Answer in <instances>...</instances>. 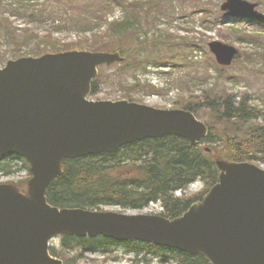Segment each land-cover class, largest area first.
Returning a JSON list of instances; mask_svg holds the SVG:
<instances>
[{"label": "water", "instance_id": "obj_1", "mask_svg": "<svg viewBox=\"0 0 264 264\" xmlns=\"http://www.w3.org/2000/svg\"><path fill=\"white\" fill-rule=\"evenodd\" d=\"M257 6L226 0L222 10L264 19ZM209 47L224 66L238 53L220 41ZM118 60L119 54L73 50L0 68V156H24L33 174L29 196L0 185V264H63L49 250L63 235L140 240L200 254L211 264H264V169L253 163L222 165L219 182L174 220L47 202V187L67 159L166 135L193 144L206 138V124L189 110L88 100L98 67Z\"/></svg>", "mask_w": 264, "mask_h": 264}, {"label": "rangeland", "instance_id": "obj_2", "mask_svg": "<svg viewBox=\"0 0 264 264\" xmlns=\"http://www.w3.org/2000/svg\"><path fill=\"white\" fill-rule=\"evenodd\" d=\"M225 1L0 0V67L19 53L28 55L37 50L47 36L62 43L88 42L89 45L97 39L100 44L97 48L112 53H119L118 47L123 43L129 49L139 48L134 40L117 42L118 38L106 35L108 22L128 18L135 24L134 33L150 41L148 48H139L134 57L119 53L122 58L117 63L100 67L99 91L93 100H127L170 109L185 102L202 103L206 94L233 93L250 96L252 104L264 110V23L244 19L228 22L230 19L221 10ZM246 1L257 3L258 10L264 14V0ZM214 40L235 46L239 61L221 69L209 49V43ZM124 51L128 53V49ZM201 112L203 122L212 121L207 110ZM24 174L19 172L7 178L0 175V183L20 182ZM201 188V182H197L184 194L189 196ZM104 209L157 214L161 207L155 204L141 211ZM51 244L62 251L58 238ZM63 253L70 260L77 255L75 251ZM145 253L141 252L140 256ZM70 264L136 263L133 253L117 246L86 253L84 258ZM150 264L175 263L153 260Z\"/></svg>", "mask_w": 264, "mask_h": 264}, {"label": "trees", "instance_id": "obj_3", "mask_svg": "<svg viewBox=\"0 0 264 264\" xmlns=\"http://www.w3.org/2000/svg\"><path fill=\"white\" fill-rule=\"evenodd\" d=\"M135 30L134 22L124 18L110 22L106 35L112 39L118 38L117 42L134 40L136 47L148 48L150 41L140 39L134 33ZM92 43L95 44L62 43L47 36L41 43L43 48L40 44L31 54L41 56L48 52L73 49L103 50L97 48L100 45L97 39ZM124 45L118 47L123 56H136L139 48L129 49ZM126 49L128 53L124 51ZM22 55L19 53L18 57ZM98 91L99 79H95L92 96ZM251 101L247 95L211 93L205 95L202 103L181 104L180 108L192 111L199 118L203 114L201 110H207L212 119L207 121L208 136L200 144L194 145L184 138L169 135L126 145L112 153L65 160L62 173L47 188V201L60 208L93 210H103L104 207L143 210L151 203L160 202L164 208L160 215L168 219L177 218L194 202L201 200L219 181L222 164L245 161L258 165L264 163V119L260 120L264 112ZM15 158L10 155L4 160L0 159V170L6 174L11 173ZM23 162L29 170V163L24 159ZM28 176H31L30 171ZM199 180L203 183L200 191L189 196L184 193L176 195L177 191L185 192ZM28 181L29 178L21 185L16 184V187L25 190ZM118 244L102 236L91 238L65 235L60 238L62 252L54 247L51 252L63 258L65 264H70L84 258L87 252L104 251ZM125 245L130 251L140 253L149 250L176 264H210L198 254L192 255L176 249L138 241H129ZM72 251L77 253L76 258L66 259L63 252Z\"/></svg>", "mask_w": 264, "mask_h": 264}, {"label": "bare ground", "instance_id": "obj_4", "mask_svg": "<svg viewBox=\"0 0 264 264\" xmlns=\"http://www.w3.org/2000/svg\"><path fill=\"white\" fill-rule=\"evenodd\" d=\"M181 191V190H180ZM182 192V191H181Z\"/></svg>", "mask_w": 264, "mask_h": 264}]
</instances>
